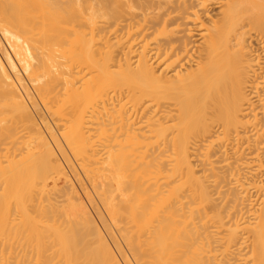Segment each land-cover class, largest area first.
<instances>
[{"label":"bare ground","instance_id":"1","mask_svg":"<svg viewBox=\"0 0 264 264\" xmlns=\"http://www.w3.org/2000/svg\"><path fill=\"white\" fill-rule=\"evenodd\" d=\"M0 52V264H264V0H0Z\"/></svg>","mask_w":264,"mask_h":264},{"label":"rangeland","instance_id":"2","mask_svg":"<svg viewBox=\"0 0 264 264\" xmlns=\"http://www.w3.org/2000/svg\"><path fill=\"white\" fill-rule=\"evenodd\" d=\"M6 46H7V45H6ZM6 46H5V47H6ZM2 52H3V51H2ZM0 54H1L2 58H3V61L5 60V62L8 63V59L5 58L6 56L4 57V56H3V53H1V52H0ZM4 58H5V59H4ZM9 66H10V65L7 64V67H9ZM9 69H10V68H9Z\"/></svg>","mask_w":264,"mask_h":264}]
</instances>
